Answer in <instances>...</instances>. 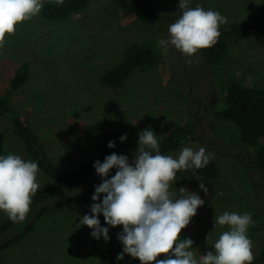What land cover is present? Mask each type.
Wrapping results in <instances>:
<instances>
[{
  "label": "rangeland",
  "instance_id": "obj_1",
  "mask_svg": "<svg viewBox=\"0 0 264 264\" xmlns=\"http://www.w3.org/2000/svg\"><path fill=\"white\" fill-rule=\"evenodd\" d=\"M263 2L189 0V7L218 11L227 21L221 26L228 28L243 24ZM178 4L179 0H160L161 22L155 26H145L118 8L114 0H92L84 11L61 22L46 21L39 13L16 25L13 35L5 36L0 49V95L26 64L28 79L10 96L11 108L31 124L49 158L64 168L80 166L94 155L92 138L100 124L126 134L123 151L129 153H139L138 136L145 129L153 130L160 141L167 124H191L192 135L176 150L162 155L175 159L186 146L193 150L205 147L220 173L206 186L207 194L179 180L172 183L170 191L177 197L194 192L205 201L181 230V239L194 242L197 259L207 251L215 254V241L228 230L216 224V217L225 211L252 213L255 223L247 235L256 258L264 245V180L246 162L255 149L241 143L234 123L216 119L213 112L223 108L230 77L264 89V39L249 36L232 43L227 59L218 64L209 63L200 50L192 57H185L174 46L165 51L158 41L169 38V26L182 15ZM147 41L159 53L154 68L135 70L121 89L100 83V76L122 60L128 45ZM8 154L30 160L8 121L0 119V156ZM116 171L109 172L108 178ZM37 181L38 190L53 183L40 171ZM99 181L100 176L92 177L84 187ZM180 188L189 193H181ZM60 197L58 194L48 203ZM92 203H79L39 220L21 243L0 253V264H33V257L38 256L50 259L42 264H133L134 258L127 254L123 260L116 259L123 249L117 239L122 226L111 227L98 215L101 226L109 229L107 242L103 237L93 238L86 225L80 226L82 217L91 215ZM30 216L0 236V245L23 229ZM7 219L0 211V224Z\"/></svg>",
  "mask_w": 264,
  "mask_h": 264
},
{
  "label": "clouds",
  "instance_id": "obj_2",
  "mask_svg": "<svg viewBox=\"0 0 264 264\" xmlns=\"http://www.w3.org/2000/svg\"><path fill=\"white\" fill-rule=\"evenodd\" d=\"M54 2L61 5L63 0ZM178 6L183 10L182 15L169 26V38L160 39L158 45L165 51L168 46H174L185 57L214 46L221 35L219 27L227 22L226 18L218 11L205 10L199 5L189 7V0H179ZM42 8L43 0H0V49L4 47L6 34L13 35L16 25L31 20ZM126 138L125 134L119 139L123 142ZM107 146L114 148L115 142L109 141ZM137 149L139 154L131 163L126 155L115 152L103 162H94L102 182L95 186L91 197V215H84L80 226L86 225L92 229L93 238L103 237L105 242L109 240V229L101 226L99 214L103 215L105 224L122 226V232L117 233L123 245L116 257L118 261L127 254L141 264H252L253 243L247 235L249 226L255 223L252 213L225 211L216 217V224L227 226L228 230L215 241V254L207 251L197 259L192 247L194 242L181 239V230L205 201L184 188L179 191L189 194L177 197L170 188L177 171L201 169L210 162L206 148L193 150L186 146L175 159L162 155L157 135L149 128L139 133ZM113 168L117 171L108 178ZM38 173L39 165L34 161L15 154L0 156V211L12 222H23L28 216L32 198L40 188ZM199 188L207 194L204 184L199 183ZM161 255L165 258L158 260Z\"/></svg>",
  "mask_w": 264,
  "mask_h": 264
},
{
  "label": "trees",
  "instance_id": "obj_3",
  "mask_svg": "<svg viewBox=\"0 0 264 264\" xmlns=\"http://www.w3.org/2000/svg\"><path fill=\"white\" fill-rule=\"evenodd\" d=\"M91 2L92 0H63L61 5H57L54 0H43L40 15L46 21H65L71 15L84 11ZM114 2L118 8L134 16L145 26H155L161 22L158 12L160 0H114ZM219 31L221 35L218 42L211 48L200 50L211 64L224 62L229 55L232 43L243 41L249 36H253L256 40L264 39V2L246 18L243 24L228 28L220 25ZM158 62L159 53L153 42L132 43L124 50L122 60L100 76V83L106 88L121 89L135 70L154 68ZM27 70V65H22L12 77L6 93L0 95V119L8 121L13 135L22 142L26 155L30 157L31 161L38 163L39 171L53 183L36 192L30 205L29 222L13 237L0 245V253L21 243L26 235L35 228L36 223L46 216L79 203L92 201L91 197L95 186L102 182L99 181L89 187H84L89 179L99 176L93 167L94 162L97 160L103 162L104 158L113 152L117 155H126L129 162H132L139 154L124 152L123 142L119 139L122 136L121 132L106 124H100L93 133L92 141L95 153L92 157L80 166L64 168L56 165L49 158L31 124L11 108L10 96L26 83ZM213 116L221 121L232 122L238 127L241 143L255 149L254 154L246 162L258 177L264 180V89L243 85L234 78H228L223 108L214 111ZM192 133L193 126L191 124H167L163 127L161 140L158 141L160 153L166 154L176 150L180 143L189 138ZM109 141L115 142L114 148L107 146ZM114 170L116 169L113 168L110 172ZM219 173L217 162L210 159V162L201 169L177 171L176 180L193 188H199V183L205 186L214 183ZM58 194L62 196L60 199L54 203H48ZM100 198H103V194ZM18 223L12 222L9 218L2 222L0 236ZM133 264H141V262L134 258ZM252 264H264V245Z\"/></svg>",
  "mask_w": 264,
  "mask_h": 264
},
{
  "label": "crops",
  "instance_id": "obj_4",
  "mask_svg": "<svg viewBox=\"0 0 264 264\" xmlns=\"http://www.w3.org/2000/svg\"><path fill=\"white\" fill-rule=\"evenodd\" d=\"M48 239H50V238H48ZM47 260H50L49 258H41V257H34L33 258V264H42V262H45V261H47Z\"/></svg>",
  "mask_w": 264,
  "mask_h": 264
}]
</instances>
